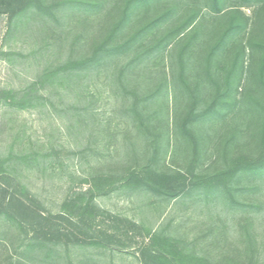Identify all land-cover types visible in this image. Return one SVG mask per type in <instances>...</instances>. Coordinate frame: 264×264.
Returning a JSON list of instances; mask_svg holds the SVG:
<instances>
[{"label": "rangeland", "instance_id": "obj_1", "mask_svg": "<svg viewBox=\"0 0 264 264\" xmlns=\"http://www.w3.org/2000/svg\"><path fill=\"white\" fill-rule=\"evenodd\" d=\"M43 1L13 19L0 14V89H23L47 69L91 54L128 2ZM139 31L116 56L47 83V100L25 109L0 105V154L38 153V162L15 172L55 213L93 188V177L116 179L96 191V205L136 221L139 236H121L122 226L99 215L93 228L116 226L120 240L73 246L60 264H156L141 252L155 231L211 261L253 244L255 264H264V0H142L118 41ZM192 108L195 140L183 130ZM146 164L175 181L163 192L136 181L123 186L129 168ZM223 171L230 177L219 183ZM8 227L0 221V264L23 256L55 264L46 252L23 254V235Z\"/></svg>", "mask_w": 264, "mask_h": 264}, {"label": "trees", "instance_id": "obj_2", "mask_svg": "<svg viewBox=\"0 0 264 264\" xmlns=\"http://www.w3.org/2000/svg\"><path fill=\"white\" fill-rule=\"evenodd\" d=\"M142 0H128L123 8L120 21H118L107 35V39L96 44L91 54L78 59H69L64 63L47 69L46 72L32 81L27 87L15 89H0V105L25 109L35 106L37 103L47 100V95L43 92L45 86L50 81L63 80L73 75H79L80 71L89 70L94 67L99 58L116 56L124 49H127L136 41L137 36L142 31L135 33L131 39L120 43L118 41L124 22L128 19L132 5ZM43 0H0V14H9L13 19L31 7H43ZM159 21V20H158ZM175 32L168 31L167 38H171ZM195 104V103H194ZM139 102H135L133 108L136 110L138 120L144 124V116L138 112ZM187 117L183 120L184 132L188 133L191 140H195V134L189 125L196 119L193 108L188 111ZM159 149L157 148V152ZM158 155V153H157ZM156 155V156H157ZM38 153L32 151H14L9 154H0V221L9 225L8 229L14 226L18 229L20 236L23 235L20 249L23 254L45 253L48 259L55 264H60L64 257V252L71 247L91 245L96 248H109L112 243L119 241V235L115 234L112 226L110 229L96 230L92 226L99 215L107 212L100 211L95 202L97 190L104 189L106 185H113L116 179L106 176L93 177V188L77 193V196L66 199L58 212L50 210L38 195L22 180L20 172H15L20 163L32 164L38 162ZM243 163V162H242ZM251 164V162H247ZM264 164V136L263 154L260 158V166ZM250 167V166H248ZM253 166H251L252 168ZM151 165H140L137 168H129L127 174L122 177L123 186L137 184L148 185L152 189L163 192L164 189L172 185L175 179L169 178L166 172H155ZM232 172V170H229ZM230 172H220L216 180L223 182L230 177ZM200 177V176H199ZM195 176L196 178H199ZM175 188H170L174 190ZM174 191V196L182 192ZM184 192V191H183ZM112 223L123 227L119 230L121 236L127 239H135L136 231L141 226L133 220L107 213ZM92 226L89 230V227ZM132 229V234L131 233ZM142 235V234H141ZM140 235V236H141ZM120 236V237H121ZM176 238L164 235L162 231H155L148 244H142L141 252L145 261L150 255L156 264H255L256 251L253 244L245 252L237 255H222L219 259L211 261L205 255L190 248H182L177 243ZM247 252V254H246ZM22 258L26 259L25 256ZM19 259L13 264H29L24 259Z\"/></svg>", "mask_w": 264, "mask_h": 264}]
</instances>
